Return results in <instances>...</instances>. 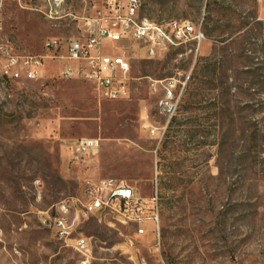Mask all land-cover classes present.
Instances as JSON below:
<instances>
[{
  "label": "rangeland",
  "instance_id": "1",
  "mask_svg": "<svg viewBox=\"0 0 264 264\" xmlns=\"http://www.w3.org/2000/svg\"><path fill=\"white\" fill-rule=\"evenodd\" d=\"M102 1L63 0L66 15L48 18L44 0H0V264H264V0H142L155 21L201 22L205 40L153 58L102 42L130 63L129 97L113 101L81 76L85 61L45 47L83 39ZM10 55L43 56L41 77L4 74ZM171 76L186 83L158 140L141 128L146 115L164 123L149 78ZM81 138L95 153L72 154ZM98 179L144 196L156 185L159 233L131 245L132 226L80 215L71 236L89 238L86 261L49 218Z\"/></svg>",
  "mask_w": 264,
  "mask_h": 264
},
{
  "label": "built area",
  "instance_id": "2",
  "mask_svg": "<svg viewBox=\"0 0 264 264\" xmlns=\"http://www.w3.org/2000/svg\"><path fill=\"white\" fill-rule=\"evenodd\" d=\"M64 11L63 0H44L42 12L46 17L59 18L66 15ZM84 25L86 29L83 39L70 38L64 44L57 37L49 39L45 44L46 56L85 61V66L78 69L81 76L96 85L97 97L110 101L129 97L127 81L130 63L118 46L113 48L114 53L101 52L102 42H133L147 57L153 58L181 44H191L197 54L205 40L201 22L155 21L142 12V0H103L96 16L88 19ZM62 49L65 56L57 55L56 52ZM42 59L40 55H10L2 64V72L12 77L23 75L27 79H35L42 75ZM185 83L186 79L181 81L174 76L149 78L148 91L156 98V109L164 118V123L153 125L146 115L141 128L154 138L159 140L162 137L168 122L176 113ZM97 147V139L81 138L72 144L71 152L74 156L93 154ZM108 214L120 223L132 226L127 236L131 245L140 243L148 233L158 236L160 201L156 185L150 195L144 196L133 186L113 179L86 183L81 197H71L56 204L49 223L60 239L69 242L88 261L89 238L71 236L74 224L80 215Z\"/></svg>",
  "mask_w": 264,
  "mask_h": 264
},
{
  "label": "crops",
  "instance_id": "3",
  "mask_svg": "<svg viewBox=\"0 0 264 264\" xmlns=\"http://www.w3.org/2000/svg\"><path fill=\"white\" fill-rule=\"evenodd\" d=\"M98 180H100V179H98ZM98 180H95V181H91V182H96V181H98Z\"/></svg>",
  "mask_w": 264,
  "mask_h": 264
}]
</instances>
